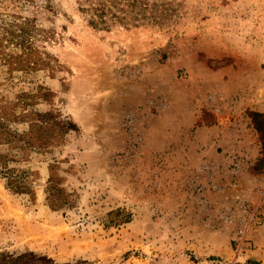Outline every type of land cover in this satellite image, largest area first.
Segmentation results:
<instances>
[{
	"label": "rangeland",
	"instance_id": "obj_1",
	"mask_svg": "<svg viewBox=\"0 0 264 264\" xmlns=\"http://www.w3.org/2000/svg\"><path fill=\"white\" fill-rule=\"evenodd\" d=\"M167 1L171 15L108 30L77 0L19 10L35 15L46 64L10 73L0 60V95L45 87L33 108L77 130L19 165L37 171L31 194L0 177V251L56 264H264V140L251 116L264 114V0ZM50 165L60 208L46 199ZM117 208L128 222L107 216Z\"/></svg>",
	"mask_w": 264,
	"mask_h": 264
},
{
	"label": "trees",
	"instance_id": "obj_2",
	"mask_svg": "<svg viewBox=\"0 0 264 264\" xmlns=\"http://www.w3.org/2000/svg\"><path fill=\"white\" fill-rule=\"evenodd\" d=\"M6 1L3 6L5 11L11 10L9 16L12 20L4 22L1 27L3 32L0 37V60L8 64L10 73L13 70L22 71L46 64L37 54L36 37L39 26L35 15L23 16L19 13L24 7H34L36 0ZM77 4L78 10L88 16L87 22L90 26L106 30L112 25L137 26L172 14L167 0H77ZM4 41L14 44L18 50L5 53ZM50 95L47 88L39 85L35 91L17 93L13 100L0 95V177L4 180L5 187L14 193L31 194L33 190L30 177L37 173L31 167L23 169L19 165L27 163L31 153H47L51 150L50 147L63 142V130H77L74 123H63V119L57 114L33 108L38 99L47 100ZM251 116L256 130L264 140V114L255 112ZM19 125H25L26 128L21 130ZM52 167L50 165L45 189L46 199L54 207L60 208L66 202L63 201V178L52 172ZM107 216L128 222L131 213L117 208L109 211ZM0 264L56 263L33 253H11L3 250L0 251Z\"/></svg>",
	"mask_w": 264,
	"mask_h": 264
},
{
	"label": "built area",
	"instance_id": "obj_3",
	"mask_svg": "<svg viewBox=\"0 0 264 264\" xmlns=\"http://www.w3.org/2000/svg\"><path fill=\"white\" fill-rule=\"evenodd\" d=\"M233 166H234V169L236 170V169H238L239 164L238 163H234Z\"/></svg>",
	"mask_w": 264,
	"mask_h": 264
}]
</instances>
